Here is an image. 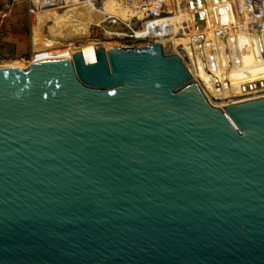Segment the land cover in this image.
<instances>
[{
  "label": "water",
  "instance_id": "95a60500",
  "mask_svg": "<svg viewBox=\"0 0 264 264\" xmlns=\"http://www.w3.org/2000/svg\"><path fill=\"white\" fill-rule=\"evenodd\" d=\"M93 47L0 66V264H264V97Z\"/></svg>",
  "mask_w": 264,
  "mask_h": 264
},
{
  "label": "built area",
  "instance_id": "2783aa9c",
  "mask_svg": "<svg viewBox=\"0 0 264 264\" xmlns=\"http://www.w3.org/2000/svg\"><path fill=\"white\" fill-rule=\"evenodd\" d=\"M97 1L32 3L54 11L89 5L103 13L90 25L107 23L122 46L159 42L179 56L193 82L220 109L264 97V0H113L125 16L107 13L104 2L96 8ZM36 59L35 52L29 63Z\"/></svg>",
  "mask_w": 264,
  "mask_h": 264
},
{
  "label": "rangeland",
  "instance_id": "374dc122",
  "mask_svg": "<svg viewBox=\"0 0 264 264\" xmlns=\"http://www.w3.org/2000/svg\"><path fill=\"white\" fill-rule=\"evenodd\" d=\"M102 2H104V9L107 13L125 16L121 7L113 0H99L96 3V8L99 9ZM67 8L60 7L55 12L50 10L51 8L46 10L35 9L32 0H0V66L13 65L26 68L35 52L37 55L36 60L40 61L48 58L64 57L70 51L75 52L84 48L94 50L92 45L77 49L89 42L97 43L106 49L125 45L123 41L117 40L108 33L112 31L113 27L107 23H101L100 26L90 25L91 22L97 23L100 21L103 15L99 14V16L94 9L91 7H88V9L86 5L76 8V10H80L81 19L85 23L76 24L78 25V31L75 35L68 34L69 30L75 25H67L66 21H61L62 18L54 20L49 14L47 19H44V24L39 25L38 13L49 11L55 12L56 15H62L65 12L73 11L66 10ZM84 10H87L86 13ZM77 16L78 12L75 13L74 24L78 20ZM57 25H60L58 30L53 36H49V29L51 27L57 29ZM40 26L42 27L40 28ZM81 32H83L82 36H80Z\"/></svg>",
  "mask_w": 264,
  "mask_h": 264
},
{
  "label": "bare ground",
  "instance_id": "6f19581e",
  "mask_svg": "<svg viewBox=\"0 0 264 264\" xmlns=\"http://www.w3.org/2000/svg\"><path fill=\"white\" fill-rule=\"evenodd\" d=\"M86 7L88 8V7H91L92 9H94L92 6H89V5H86ZM89 9V8H88ZM95 10V9H94ZM79 11L80 10H73V11H68L67 13L65 12L64 14H62V15H60V14H58V15H56V11L55 12H49V11H43V12H41V13H38V16H37V18H38V23H39V25H43L44 24V19H47V16H48V14L55 20V19H57V18H62V20L61 21H66V23H68L67 25H70L71 26V24H72V26H74L73 28H71L70 30H69V35H75V33L78 31V25H76V24H78V23H82V24H84L85 23V21H83L82 19H81V14L79 13ZM86 11L87 10H84V12L86 13ZM90 11V10H89ZM76 12H78V20H77V22L74 24L73 22H74V19H76V17H75V13ZM95 12H97V14L99 15V14H101V16H102V14L103 13H101V12H98L97 10H95ZM91 13V12H90ZM44 16H46V17H44ZM100 16V15H99ZM42 26H40V28H41ZM53 27H56V26H53ZM60 27V25H57V29L55 28V29H52V27H51V29H49V36H53L54 35V33L58 30V28ZM83 35V32H81V34H80V36H82ZM79 37V36H78ZM84 38V37H83ZM87 45H92V47L93 46H97L98 44L97 43H93V42H89V43H87V44H84V45H82V46H80V47H78L77 49H81V48H83V47H85V46H87ZM107 46V45H106ZM105 46V47H106ZM76 52H81V54H82V57H83V59H84V61L86 62V63H93L94 61H95V59H96V55H95V51L94 50H92L91 48H84V49H82V50H77V51H75V52H73V51H70L69 53H67L66 55H64V57H58V58H72V54H74V53H76ZM52 59H55V58H52ZM46 60V59H45ZM217 105V104H216Z\"/></svg>",
  "mask_w": 264,
  "mask_h": 264
}]
</instances>
